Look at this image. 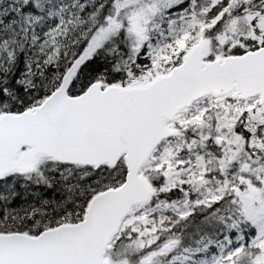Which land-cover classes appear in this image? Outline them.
<instances>
[{"label": "snow or ice", "instance_id": "snow-or-ice-1", "mask_svg": "<svg viewBox=\"0 0 264 264\" xmlns=\"http://www.w3.org/2000/svg\"><path fill=\"white\" fill-rule=\"evenodd\" d=\"M0 264H264V0H0Z\"/></svg>", "mask_w": 264, "mask_h": 264}]
</instances>
